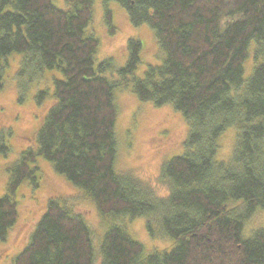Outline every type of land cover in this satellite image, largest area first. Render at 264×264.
I'll use <instances>...</instances> for the list:
<instances>
[{"label":"trees","instance_id":"16d2710c","mask_svg":"<svg viewBox=\"0 0 264 264\" xmlns=\"http://www.w3.org/2000/svg\"><path fill=\"white\" fill-rule=\"evenodd\" d=\"M65 1L66 10L52 0H0V90L6 58L18 54V78L52 73V91H37L35 100L54 102L35 147L6 165L0 242L18 219L17 189L41 186L38 157L92 203L103 233L95 243L83 216L51 198L11 264H264V232L244 235L264 208V0H103L118 4L130 25L153 32L158 62L141 75L137 39L127 40L123 67L112 59L95 66L93 0ZM104 19L113 35L108 9ZM125 88L139 102L170 105L187 124L182 153L159 170L165 197L115 169V93ZM230 129V156L217 160L218 140ZM8 151L1 136L0 154ZM134 219L145 220L150 238L172 246L145 254L127 232Z\"/></svg>","mask_w":264,"mask_h":264},{"label":"rangeland","instance_id":"374dc122","mask_svg":"<svg viewBox=\"0 0 264 264\" xmlns=\"http://www.w3.org/2000/svg\"><path fill=\"white\" fill-rule=\"evenodd\" d=\"M52 3L62 10L68 8L65 0H52ZM106 9L111 12L112 26L115 28L113 35L108 34L105 25ZM89 30H92L99 41L95 66L105 59H112L115 68L123 67L127 58L128 39H137L142 44L141 62L135 71L136 75H141L148 63L158 62L151 29L147 26L130 25L125 11L114 2L104 4L103 0H93ZM251 57L252 50L245 64L246 76L249 73ZM6 59L3 88L0 90V137L2 136L9 151L6 156L0 154V194L5 192L6 165L16 160L25 149L35 147V134L54 104L50 98L44 99L40 105L35 100L37 91L44 89L52 91V73L49 70L43 72L38 79L33 78L35 80H29L26 76L18 78L17 72L22 56L14 54ZM3 61L1 64H5ZM20 82L24 84L23 89L18 87ZM20 97H22L21 102L18 101ZM115 103L117 105L115 169L119 173H131L136 176L151 188L156 197L167 196L168 186L158 181L157 177L164 162L182 153L187 136V124L170 105L156 108L151 104L139 102L128 88L116 91ZM234 135L233 129L221 135L218 140L217 160L229 158ZM37 165L41 175V186L33 190L28 183H24L17 189L15 198L19 203L18 219L6 241L0 242V264H11L12 257L26 246L37 221L45 210L47 200L51 198L66 200L73 212L83 216L92 230L95 243H98L103 233L102 220L92 203L84 199L71 184L56 175L41 157L37 158ZM127 226L131 238L145 247V254L172 246V241L168 238H150L145 230L144 219L128 221ZM257 229L264 232V208L255 211L246 222L244 235L250 236L252 231Z\"/></svg>","mask_w":264,"mask_h":264}]
</instances>
